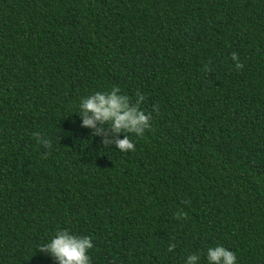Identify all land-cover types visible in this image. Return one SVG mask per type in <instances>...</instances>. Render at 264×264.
<instances>
[{"label": "trees", "instance_id": "16d2710c", "mask_svg": "<svg viewBox=\"0 0 264 264\" xmlns=\"http://www.w3.org/2000/svg\"><path fill=\"white\" fill-rule=\"evenodd\" d=\"M113 87L135 151L82 127ZM62 230L92 264H264V0H0V264H59Z\"/></svg>", "mask_w": 264, "mask_h": 264}, {"label": "clouds", "instance_id": "9594fccd", "mask_svg": "<svg viewBox=\"0 0 264 264\" xmlns=\"http://www.w3.org/2000/svg\"><path fill=\"white\" fill-rule=\"evenodd\" d=\"M231 59L235 61L236 69L244 67L237 53L233 52ZM120 91L118 87H113L111 91L95 92L87 96L81 100L78 114L83 118L82 127L95 130L94 136L104 137L102 140L104 148L115 144L120 152L127 153L135 151V144L130 134L143 137L145 131L151 129L152 116L141 109L145 100L143 94L138 91L136 96L140 97L139 103L130 106L132 98L127 95H118ZM153 110L158 113V105H154ZM121 134L124 135L123 139L119 138ZM34 135L39 140L40 134ZM109 135L116 138L109 139ZM40 142L43 143V141ZM45 146L50 148L51 141H47ZM186 215L183 213L185 218ZM93 247L91 237L76 236L67 230H62L58 231L50 242L38 246V252L50 254L59 264H92L88 253ZM173 249L174 245L168 247L169 252ZM197 261L198 256L193 254L188 257L187 264H197ZM207 261L208 264H237V257L223 245H217L208 248Z\"/></svg>", "mask_w": 264, "mask_h": 264}]
</instances>
